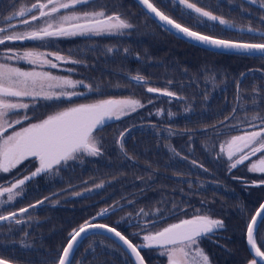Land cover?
Returning <instances> with one entry per match:
<instances>
[{"label":"rangeland","instance_id":"374dc122","mask_svg":"<svg viewBox=\"0 0 264 264\" xmlns=\"http://www.w3.org/2000/svg\"><path fill=\"white\" fill-rule=\"evenodd\" d=\"M24 2L25 0H19L15 11L24 6ZM152 2L161 11L177 19L178 22L185 23V21L180 20L178 11L172 10L173 5L169 4L165 7L161 0H152ZM118 3L119 0H93V3L87 6H78V9L79 11H90L103 8L107 14H120L122 18L134 25L132 29L125 30L122 35L54 38L47 46H42L34 41H20L0 46V53H4L7 48L20 52L36 50L59 53L68 60L80 61L77 64L57 62L59 67L51 69V71L55 75L67 76L74 81H83L84 84L93 86L91 92L83 86L78 87L77 91L86 93V95L73 97L70 102L39 101L34 108L30 107L28 110L30 120L24 121L23 124L14 125L17 130L26 127L29 123L45 119L48 115L63 108L80 103H91L99 99L132 98L140 100L145 105V107L137 109L136 112L121 117L120 120L113 118L107 121L103 129L96 132L97 139L102 146L101 155L96 157L86 156L81 160L69 161L68 165L61 168L57 173L33 178L31 181L26 182L23 186V192L13 204L0 209V214H7L9 211H17L20 208L32 205L33 202L43 201L36 208H30L27 213L20 214L17 217L23 221L21 224L17 225L13 222L0 223V256L3 258H13L18 256L19 253L24 254L39 248L42 244H46L37 239L41 236L40 234L43 235V232L47 231L46 229L44 231V227L53 222V218L60 216V212H65L67 216L75 213L76 218L73 221L75 223L72 228L79 227L85 221H91V215L88 218H83L88 214H93L91 213L93 212V206L97 204L95 210H98V213L104 208L116 206L114 212L110 210L107 214V220L104 219L101 222L116 227L119 231L129 233L131 240L136 245L146 243L143 241V235L147 234V231H142L146 221H156L155 226L149 224L148 228L149 231L154 233L169 224L178 223L182 219H189L197 214L222 220L224 222L223 228L215 229L211 237L207 236L199 241V246L209 257L210 264H217L216 261L220 259V254L216 249L212 256L209 252V250L214 252L212 246L217 244L220 249H231V243L236 242L237 236L239 237L238 226L234 225L232 230L236 236H232L231 226L233 225L229 226L223 217L229 214L231 217H235L233 221L236 223L246 215L247 222L256 207L264 199L263 193L256 192L252 201L250 196L247 198V203H243L244 209L241 208V203L235 202V198L233 200L222 199V204L226 208L223 215L214 212L212 214L208 205L211 199L212 205L216 198L231 193L227 187H231L232 191L236 192L235 186L238 187V184L234 179H240V177L233 176V169L229 171L227 156H218L220 145L230 140L232 136L242 134L245 129L252 130L250 123L260 126V120H252L254 115L264 117V99H257L255 104L259 107H254L251 98L254 86L260 88L259 95L264 97V73L261 70L257 71L256 68H248L249 65H258L260 62L245 63L241 60L243 59L241 57L226 58L216 54L215 60L213 59L215 62L213 66L196 73V69L190 65V62L183 68L178 63L184 62V60L194 57V55H201L199 52H188L191 50L188 46L190 44L183 42L187 47L183 46L181 53L180 51L179 54L175 53L170 59L171 64L175 60V71L171 74V77H174V75L179 76L178 82L172 85L169 81H173L165 73L160 76L161 71H158V66H162V69L165 70L164 59L162 58L165 55L162 54L161 59L156 61V59L144 55L143 46H134L143 35H154L155 25L150 18L140 16V13L137 12L138 6L134 2L135 7L131 8V13L134 16L118 11L119 8H116ZM198 6L206 7L214 14L224 16L237 27L262 28L259 20L256 21V14L260 15L256 12L257 10L260 11L258 5L242 4V0H231V2L230 0H200ZM12 12H8V14L0 13V17H6ZM13 23H18V21L14 20ZM211 23L208 22L209 25ZM258 23L259 25L255 27V24ZM197 29V31H202L205 34H208L206 32L216 33L217 36H215L218 38L229 36L235 40H241L250 36L255 42H264L247 32L241 33L236 29H223L222 26L214 29L201 26ZM19 30L23 31V26ZM172 40L176 41L175 43H182L177 37ZM109 47L119 51L108 53L106 50ZM125 49L128 50L127 53L133 55L131 60L136 63L130 65H135V68H130V71L129 68L127 71H121L119 66H116L117 70H115L109 64L105 65L108 58L115 59L125 54ZM172 50H175V47ZM206 55V53L202 54L201 57L205 59ZM11 63H18V66L25 70L31 67L24 61H11ZM66 69L71 71H66ZM140 69L142 70L139 71ZM109 71L112 73H108ZM119 73L122 76L118 77ZM137 74L145 77L148 81L147 85L137 86L134 81L128 79L130 76ZM241 74L248 76L244 77L240 83L238 93L237 81H241ZM155 77L158 78L155 79ZM250 77H259L260 79L256 80V78ZM161 82H163V85H160V89L174 92L176 96L168 97L156 93H147V87L158 88L159 85L156 83ZM129 94L133 96H128ZM150 100L152 103H149ZM233 109H236V111L233 112ZM158 111L159 114H157ZM11 118L17 119L18 117L13 116ZM113 121H121L122 124L119 122L112 123ZM161 125L164 128H161ZM232 126H235V130H232ZM125 130H130L126 133L125 138L132 136L133 132L136 133L137 137H140L144 135V131H151L157 138L164 133L169 135V131L172 134L166 140L167 144L164 150H158L145 140L138 139L137 141L145 153L135 150L136 155L127 153V156H125L126 147L124 146L122 152L120 145L117 143L119 133ZM11 131L13 129L8 130L9 133ZM183 136L186 137V148L181 145L182 142L179 143L176 140L178 137L183 139ZM145 142L149 147V152L145 149ZM155 142V144L158 143ZM123 143H125L124 140ZM170 147L174 148L179 156L170 151ZM261 155H264V153H257L256 156H252L250 160L245 161L243 165L237 166L236 169L241 168L245 174L251 176L246 178L248 180L243 179L244 181L253 184V181L258 182L260 179H264V173L248 171L250 164L258 160ZM137 160L143 162H137ZM193 161L196 162L195 165L192 163ZM128 165L130 167L135 165L133 169L137 173L140 172L137 170L139 167L146 166L147 170L144 176H138V174H135L134 177L128 176V172L131 171V169L126 171ZM26 167H28L27 170H25ZM36 167H38V162L30 158L10 173H0V185L10 186V183L15 182L16 179L30 175ZM140 181L144 182V185L141 186ZM129 182L133 183L130 186L131 188L127 187ZM101 183L103 184L102 188H95L96 184ZM141 188L145 192L149 191V195L146 197L137 195ZM88 189H91V191H86ZM124 190H131L132 197H122L125 196ZM77 192L84 193V195L76 196L75 193ZM155 192L156 195L153 197L152 193ZM6 195L4 198H6ZM191 196L194 197L190 198ZM46 197L49 199H45ZM126 199L128 201H125ZM106 201L107 203H105ZM126 202L133 208L126 205ZM136 202H140V204L133 205ZM174 205L176 211L173 213L171 210ZM140 209L150 213L160 209L162 215L160 217H138L136 213ZM247 211L249 212L247 213ZM59 229L61 228L53 227L54 231ZM62 230L68 232L71 229ZM245 231L246 226L244 234H242L244 247H246ZM25 233H27V236ZM133 233H139V235L133 236ZM260 236L264 237V226H262ZM108 238L106 235L100 237L96 233L91 234L85 240L83 239L84 241L81 242L80 247L78 246L79 249L76 254L81 250L83 255L91 254L95 257L107 253L112 258V253H108L107 250L116 251L115 247L117 245ZM206 238L212 239V241L203 242L202 240ZM258 243H260L259 239ZM22 244L28 246L23 247ZM139 249L145 251L147 260L152 259L150 262L168 264L167 256L160 254L162 249H148V247ZM45 252V258L51 259L48 255L50 250ZM120 252L122 255V257H119L121 264H133L122 249ZM156 260L159 262H156ZM73 264H79L76 258H74Z\"/></svg>","mask_w":264,"mask_h":264},{"label":"snow or ice","instance_id":"6c2138e0","mask_svg":"<svg viewBox=\"0 0 264 264\" xmlns=\"http://www.w3.org/2000/svg\"><path fill=\"white\" fill-rule=\"evenodd\" d=\"M199 2L200 0H161L165 7L169 4L173 5L172 10L178 11L180 20L185 21V23H181L161 11L152 0H137V3L142 6L144 14L170 33L182 35L194 43L209 48L264 60V42L222 39L194 30L201 26L213 29L222 26L223 29L247 32L264 41V15L258 17L262 26L260 29L251 26L237 27L224 16L216 15L206 7L198 6ZM91 3L93 0H43V2L36 0L30 7L21 6L6 17H0V45H4L6 41H34L42 46H47L54 38L122 35L125 30L134 27L120 14H107L103 8L79 11L78 6H87ZM243 3L258 5L259 10L264 12V0H242ZM12 7H16V0ZM14 20L18 23H13ZM208 22L212 23L209 25ZM21 26H23V31L19 30ZM106 51L112 53L119 50L109 47ZM124 51L128 52L127 49ZM0 61H2L0 62V173H10L30 158L38 162V167L30 175L16 179L15 182L10 183V186L0 185V209L13 204L23 192L26 182L33 178L57 173L61 168L67 166L69 161L81 160L86 156L101 155L102 146L97 139L96 132L102 130L107 121L113 118L120 120L121 117L145 107L140 100L132 98L99 99L91 103H80L63 108L48 115L45 119L29 123L26 127L17 130L14 125L30 120L28 110L30 107L34 108L39 101L70 102L73 97L86 95V93L77 91L78 87L83 86L91 92L93 86L84 84L83 81H74L67 76L53 74L51 69L59 67L57 62L80 63V61L68 60L59 53L36 50L20 52L7 48L4 53H0ZM11 61H24L31 67L25 70L19 67L18 63L13 64ZM66 71L71 70L66 69ZM245 76L246 74H241V81H237L238 93L239 85ZM128 79L134 81L137 86H145L148 83L145 77L139 74L130 76ZM146 90L147 93H158L168 97L176 96V93L167 89L147 87ZM260 91L259 87H253L251 98L254 107H259L255 104L257 99H264L259 95ZM149 103L152 101L150 100ZM235 111L236 109H233V112ZM13 116L18 118L12 119ZM252 120H260L261 125L250 123L252 130L245 129L242 134L232 136L230 140L220 145L218 156H227L229 171L237 168L238 165H243L257 153H264V117L254 115ZM9 129H13V131L9 133ZM232 130H235V126H232ZM128 131L130 130L119 133L117 143L122 152L124 151L123 140ZM171 134L169 131V135ZM246 149L247 151H245ZM170 151L179 156L174 148L170 147ZM124 155L127 156V153L124 152ZM192 163L195 165L196 162ZM248 171L264 173V155L253 161L248 167ZM253 184L255 186L264 185V179H260L258 182L253 181ZM102 187V183L95 185L97 189ZM86 191H91V189ZM5 194H7L6 198H4ZM75 195L81 196L84 193L77 192ZM42 203L43 201H37L36 204L29 205L28 208H20L18 212L9 211L7 214H0V222H13L19 225L23 222L17 218L20 214L27 213L29 208L34 209ZM115 207L104 208L97 215L106 216L110 210L114 212ZM171 211L173 213L176 211L175 205ZM136 215L138 217H160L162 213L160 209L151 213L140 209ZM92 220H95V217ZM155 223V220L145 222L142 231H147V234L143 235V241L146 243L136 245L116 227L85 221L78 229H74L69 234L67 246L63 248L62 254L58 256L55 264H73L74 253L79 243L78 238L83 239L84 235L95 230H101L103 233L112 234L118 238L126 246L130 255L134 257V264H144V258L141 256L139 248L153 246L162 249L160 254L167 256L168 264H210L209 257L199 246V241L209 234H213L215 229L224 227L222 220L201 214L169 224L153 233L148 228L149 224L155 226ZM262 226H264V203L259 205L255 214L246 222L247 245L253 257L248 261V264H264V250H262L264 237L260 236ZM25 235L27 236V233ZM132 235L138 236L139 233ZM258 239L260 243H258ZM22 246L27 247L28 245L22 244ZM0 264H11V262L8 259L0 258Z\"/></svg>","mask_w":264,"mask_h":264},{"label":"trees","instance_id":"16d2710c","mask_svg":"<svg viewBox=\"0 0 264 264\" xmlns=\"http://www.w3.org/2000/svg\"><path fill=\"white\" fill-rule=\"evenodd\" d=\"M134 3L131 0H119V3L116 5V8H119L118 11H121L122 13H126V14L129 13L131 16H134L133 13H131V10H132L131 8H134L135 4H136V3L135 4ZM137 12L140 13L141 17H145V18L148 17V15H145L144 12L140 9L139 6L137 8ZM256 12H258L260 15H264V12H262V11H258L257 10ZM260 15L256 14V21L258 20V17ZM148 18H150V17H148ZM151 21L156 27V31L154 32V35H150V36H147L146 34L143 35L142 38L139 41H137L138 43L134 44V46L135 47H137L136 45L143 46L144 55L148 56V58L152 57V58L156 59V61L161 59L162 54H164L165 56L162 57V58L164 59L165 70L162 69L163 68L162 66H158V71H161L160 76L163 75V73H165L167 75V77H169L170 80L173 81V82H171V84L173 85V84L178 82V77L179 76L178 75H174V77H171V74L175 71V66H174L175 60H173L172 64H171L170 59L174 56L175 53L179 54V51L181 53V50L183 49V46H186V44H184V43H187V42L182 41V40L179 39V41H181L182 43L184 42V43L183 44L182 43H175L176 41H174L172 39H176V36H174L173 34L167 33L165 29H164L165 30L164 31L163 28L159 27L158 24L155 23L152 19H151ZM251 22H252V20H251ZM258 25H259V23L255 24V27H257ZM194 29L198 30L197 28H194ZM206 33H208L210 35H213V36H215V35L217 36L216 33L215 34L211 33V32H206ZM221 37L223 39L235 40V39H233V38H231L229 36L228 37L221 36ZM239 41L255 42V40L253 38H250V36L245 37L244 39H241ZM256 43H259V42H256ZM175 44H176V46H175ZM187 44H190V43H187ZM188 46H189V49H191L190 51H188L190 53L199 52L201 55L205 54V53L207 55L205 56V59H204V57H201V55L200 56L194 55V57H190L189 58L190 60L187 59V60H184V62H181V63L178 62L180 65H182L181 68H183L184 66L187 65L188 62H190L191 63L190 65H192L196 69V71H195L196 73L201 72L202 70H206L210 66H213V64L215 63L214 62L215 57H216L215 55L217 54V55H221V56L226 57V58L227 57H241V58H243L241 60H243L245 63H248V62H251V61L254 62V63L260 62V64H258V65H249L248 68L249 67L256 68L257 71L261 70L264 73V60L257 59V58H254V57H245V56H239V55L238 56H234V55H230V54L226 55V54H221V53H213V52H210V51H207V50H203V49H201V48H199V47H197L195 45L193 46L192 44H190ZM173 47H175V50H172ZM132 56L133 55L131 53H125V54H123V55H121V56H119L118 58H115V59L110 57V58H108L107 63L105 65L109 64L115 70H117L116 66L117 67L119 66L121 71H127V69L129 68V71H130V68H135V65H130V64L136 63V62H133L131 60V59H133ZM207 58H210L212 60H208ZM141 70L142 69H140L139 71H141ZM254 72H256V71H254ZM108 73L111 74L112 72L109 71ZM115 75H117V74H115ZM120 76H122V74L119 73L118 77H120ZM247 76L248 75H246L245 77H247ZM157 78L158 77H155V79H157ZM250 78H256V80L260 79L259 77H250ZM162 83L163 82L156 83V84L159 85L158 88H160V85H163ZM125 93H127V92H125ZM156 94L160 95L158 93H156ZM131 95L129 94L128 96H131ZM121 121H126V120H121ZM121 121H116V122L113 121L112 123L119 122L120 124H122ZM163 125H161L160 127L164 128ZM144 132H145L144 135H141L140 137H137L135 132H133L132 136H130V137H127V138H125L126 136L124 137L125 138L124 139V142H125L124 146L126 147V150H125L126 153L136 155L134 153L135 150L138 151V152H141L143 154L145 153L142 150V147L139 145V143L137 141L138 139H141L143 141L145 140L146 142L150 143L154 148H156V149L158 148V150H164V147L167 144L166 140L168 139V137H171L170 135L164 133V134H162L161 136H159L157 138L155 135L152 134L151 131H144ZM187 133L189 134V132H187ZM176 140L179 143L182 142L181 145H184V148H186V137L185 136H183V139H180L178 137V138H176ZM155 141H157L158 143L155 144L156 143ZM146 142H145V149L147 150V152H149L148 151L149 147L146 145L147 144ZM137 162H141L142 163L143 161L142 160H137ZM134 166L135 165H131V167H130V165L127 166L126 171L131 169V171L128 172V176L134 177L135 174H138V176H144V174H145V172L147 170V167L143 166L142 168L141 167L137 168V170L140 171L139 173H137L136 170L133 169ZM232 174L235 177H240L239 180L238 179H234L235 182H237V184H238V187L235 186L236 187V192L234 190L232 191L231 187H227L229 189V191H231V193H228L227 195L223 194L222 197L220 196L219 198H216V201L212 205H211V203H212V199H211V201L208 203V205L210 206V210H211L212 214H213V212L215 214H222V215L225 213L226 208L222 204L223 203L222 199H224V200H233V198H235V200H236L235 202L241 203L242 204L241 208L244 209L243 208V205H244L243 203L244 202L247 203V198L248 197L251 196V201H252L255 198L256 192H261V193L264 194V187H263L264 185L255 186L254 184L246 182V181L243 180V179H246L247 177H251V176L245 174V172L242 171L241 168L240 169H236V168L233 169L232 170ZM246 180H248V179H246ZM140 182H141V186L144 185V182H142V181H140ZM132 184L133 183H131V182L127 183V187L131 188L130 186H132ZM224 187H226V186L224 185ZM123 193H125V196H122L124 198L125 197H128V198L132 197V194H131L132 191L131 190L130 191L124 190ZM149 193H150L149 191L145 192L141 188V190L138 192L137 195H139L141 197H146V196L149 195ZM155 195H156V192L152 193L153 197H155ZM193 197L194 196H191L190 198H193ZM125 201H128V199H126ZM206 202H208V201H206ZM105 203H107V201ZM136 204H140V202H138V203L136 202L133 205H136ZM126 205L131 206L127 202H126ZM95 206H93V209H92L93 212H91L94 215L98 213V210H95ZM139 206H141V205H139ZM131 208H133V207L131 206ZM248 212L249 211H247V213ZM60 213L61 214H60L59 217L53 218V222H50V224L47 227H44V231H45V229L47 231L43 232V235L40 234L41 236L39 237V239H37L38 241L42 240L44 243H46V244H42V246H49L51 244H54L56 246V249L60 250L62 245L68 239V236H67L68 232L75 228V227L72 228V225L75 223V222H73L75 220V218H76L75 217V213H72L70 216H67V214L65 212H63V213L60 212ZM93 214H88L83 219L88 218L90 215H91V217H93L92 216ZM106 216H108V215H106ZM106 216H104L101 220H104V219L107 220ZM223 218L225 219L226 223L229 224V226L233 225V226H231V231H232L231 235L232 236H236L233 233V230H232V229H234V225L238 226L237 230L239 232V237L237 236L236 242L233 241L231 243V247H232L231 249H220V247L217 244H214L212 246V248H214V252H211L209 250V248H208L210 254L213 256L214 253L216 252L215 250L217 249L218 254H220V259L218 261H216L217 264H245V263L247 264V262L250 259H252V257H250V255L248 254L247 248L244 247V237L242 236V234H244V229H245V226H246V215L242 219H239V221H237L236 223H235V221H233L235 217H231V215H229V214H226ZM53 227H60L61 229L54 231ZM62 229H64V230L71 229V230H69L68 232H65ZM122 233L129 240H131V236H130L129 233H127L125 231H123ZM97 235L102 237V235H100V234H97ZM66 236H67V238H65ZM149 248L150 249H155L154 247H148V249ZM120 251H121V248L118 250L119 256H118L117 261L114 260L113 258H111V256H108V254H105V256L101 255V256H97V257H100V261L102 262V264H121L120 261H119V257H122ZM139 251H141V253L143 255V258H144L145 262H147V264H155V263L150 262L152 259L151 260H147L146 253H145L144 250L139 249ZM124 254H126V253L124 252ZM9 258H12V257H5L4 259H9ZM94 259L89 260L88 263L92 262ZM77 260H78L79 264H86L85 261H84V255L81 253V250H79V253L77 254ZM156 262H159V261L156 260Z\"/></svg>","mask_w":264,"mask_h":264},{"label":"flooded vegetation","instance_id":"af4514ba","mask_svg":"<svg viewBox=\"0 0 264 264\" xmlns=\"http://www.w3.org/2000/svg\"><path fill=\"white\" fill-rule=\"evenodd\" d=\"M18 1L19 0H16V6L18 4ZM13 2H14V0H0V13L8 14V12L15 11L17 9V7H15V8L12 7ZM35 2H36V0H25L24 3H25V5L30 7L31 4L35 3ZM42 2H43V0H42ZM13 43H18V42H16V41H14V42L6 41L4 45H6V44L10 45V44H13ZM0 46H3V45H0ZM27 169H28V167L25 168V170H27ZM33 204H36V202H33ZM211 235L212 234H209L208 236L211 237ZM88 237H89V235H88ZM108 239L112 242V240L110 238H108ZM83 241H82V243H83ZM202 241L203 242L204 241H206V242L210 241L211 242L212 239L209 240L208 238H206V239H204ZM82 243L80 242L79 247L82 245ZM114 244L117 245V247H118V248L115 247L116 251L119 250L120 246L118 245V243L114 242ZM64 245L65 244L62 245L60 250H57L56 246L54 244H51L49 246H40L39 248H37L35 250H32V251H29L27 253H24V254L19 253V254H17L18 256L13 257V258H9L8 260H10L11 262H13L15 264H55V262L57 261V258L60 255ZM155 248L159 249V247H155ZM78 249L79 248L77 247L76 251L74 253V258H76V259H77L76 252H77ZM47 250H50L48 255L51 257V259L50 258H45V255H46L45 251H47ZM116 251L107 250L108 253H110V252L112 253V255H113L112 258L117 261L119 254ZM105 254H107V253H105ZM105 254H103V255L105 256ZM108 256H110V255L108 254ZM92 259H94V260L92 262L88 263L89 260H92ZM84 261H85L86 264H102V262L100 261V257H97V256L93 257V255H91V254L84 255ZM247 264H248V262H247Z\"/></svg>","mask_w":264,"mask_h":264},{"label":"water","instance_id":"95a60500","mask_svg":"<svg viewBox=\"0 0 264 264\" xmlns=\"http://www.w3.org/2000/svg\"><path fill=\"white\" fill-rule=\"evenodd\" d=\"M133 2H135L136 3V5L137 6H139L140 7V9L142 10V6L141 5H139L138 3H137V0H132ZM149 17V16H148ZM152 19V18H151ZM153 20V19H152ZM154 21V20H153ZM155 22V21H154ZM155 23H157V22H155ZM164 29V28H163ZM168 32V31H167ZM168 33H170V32H168ZM170 34H173L174 36H176L178 39H180V40H182V41H185V42H187V43H190V44H192L193 46L195 45V46H197V47H199V48H201V49H203V50H207V51H210V52H213V53H221V54H230V55H234V56H238L239 54H234V53H231V52H225V51H222V50H219V49H214V48H209L208 46H205V45H201V44H198V43H194V42H192V41H190V40H188V39H186V38H184L182 35H176V34H174V33H170ZM218 38V37H217ZM237 41H239V40H237ZM16 42H20V41H16ZM245 42V41H244ZM249 42V41H248ZM254 43H256V42H254ZM239 56H244V55H239ZM245 57H249V56H245ZM262 203H264V199L260 202V204H262ZM259 204V205H260ZM259 205L256 207V209H255V211L257 210V208H259ZM29 207V206H28ZM27 207V208H28ZM255 211H254V213H253V215L255 214ZM16 212H18V210L16 211ZM98 214V213H97ZM97 214H95V215H93V217H95V220H92V218H91V221L93 222V223H102L101 221H99L101 218H103L104 216H99V215H97ZM0 223H2V222H0ZM103 224H106V223H103ZM79 228V227H78ZM78 228H75V229H78ZM74 229H72L70 232H69V234L70 233H72V231H73ZM118 230V229H117ZM119 231V230H118ZM94 233H98V234H101V235H103V236H107V237H109L112 241H114V242H117L118 243V245L120 246V248L122 249V251L123 252H125L126 253V255H128V257L130 258V260H131V262L134 264V257H132L131 255H130V252L127 250V248H126V246L125 245H123V243L121 242V241H119V239L118 238H116V237H114L112 234H108V233H103L101 230H95V231H92V232H89L87 235H84L83 236V239L86 237V236H88V235H91V234H94ZM123 234V233H122ZM83 235V234H82ZM245 236H246V231H245ZM69 235H68V239H67V241L64 243L65 245L63 246V248L64 247H66L67 246V242H68V240H69ZM83 239H80V238H78V240H79V243L77 244V246H76V248L80 245V242L83 240ZM133 243V242H132ZM134 244V243H133ZM245 246L247 247V249H248V252H249V255H250V257H252V254H251V252H250V248H249V246L247 245V237H246V239H245ZM153 247H158V246H153ZM63 248H62V250H63ZM139 250V249H138ZM140 253H141V251H140ZM60 254H62V251H61V253ZM141 256H142V253H141ZM143 257V256H142ZM253 258V257H252ZM11 262V261H10ZM11 264H15V263H13V262H11ZM144 264H147L145 261H144Z\"/></svg>","mask_w":264,"mask_h":264}]
</instances>
